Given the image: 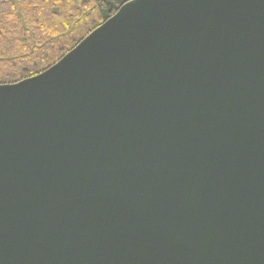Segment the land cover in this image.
<instances>
[{
  "label": "water",
  "instance_id": "water-1",
  "mask_svg": "<svg viewBox=\"0 0 264 264\" xmlns=\"http://www.w3.org/2000/svg\"><path fill=\"white\" fill-rule=\"evenodd\" d=\"M0 264H264V0H126L0 84Z\"/></svg>",
  "mask_w": 264,
  "mask_h": 264
},
{
  "label": "trees",
  "instance_id": "trees-1",
  "mask_svg": "<svg viewBox=\"0 0 264 264\" xmlns=\"http://www.w3.org/2000/svg\"><path fill=\"white\" fill-rule=\"evenodd\" d=\"M126 0H0V84L35 75Z\"/></svg>",
  "mask_w": 264,
  "mask_h": 264
}]
</instances>
